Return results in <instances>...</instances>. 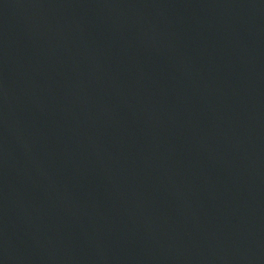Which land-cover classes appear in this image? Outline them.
<instances>
[{
	"label": "water",
	"instance_id": "water-1",
	"mask_svg": "<svg viewBox=\"0 0 264 264\" xmlns=\"http://www.w3.org/2000/svg\"><path fill=\"white\" fill-rule=\"evenodd\" d=\"M0 264H264V0H0Z\"/></svg>",
	"mask_w": 264,
	"mask_h": 264
}]
</instances>
